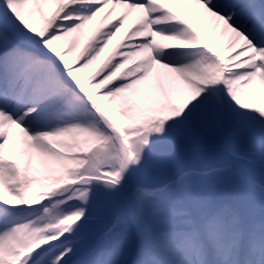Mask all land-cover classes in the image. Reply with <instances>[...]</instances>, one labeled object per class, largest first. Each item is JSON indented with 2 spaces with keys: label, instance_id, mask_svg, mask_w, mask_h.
I'll return each mask as SVG.
<instances>
[{
  "label": "snow or ice",
  "instance_id": "obj_1",
  "mask_svg": "<svg viewBox=\"0 0 264 264\" xmlns=\"http://www.w3.org/2000/svg\"><path fill=\"white\" fill-rule=\"evenodd\" d=\"M0 264H264V0H0Z\"/></svg>",
  "mask_w": 264,
  "mask_h": 264
},
{
  "label": "bare ground",
  "instance_id": "obj_2",
  "mask_svg": "<svg viewBox=\"0 0 264 264\" xmlns=\"http://www.w3.org/2000/svg\"><path fill=\"white\" fill-rule=\"evenodd\" d=\"M46 11H51V8H46ZM177 10L179 11H183V9L177 7ZM119 11V10H117ZM103 13L101 14L100 17H97L96 20L92 23V25L89 26V28L86 30V34L83 38L80 39L78 45H77V52H79V50L83 47V45L87 42V39L92 35V33L98 28V27H102V17H103ZM115 16V13L113 14V17ZM113 17H110L109 20L113 19ZM190 18L192 19L193 23L197 24L198 27H200V29L206 33H209L208 36V40L210 43L213 44H219L220 46L223 45V43H226V38L224 41L220 40V36H219V30L216 29L215 31H213V25H210L208 22H205L203 24H201L200 19L198 16L196 15H191ZM38 19V18H37ZM136 19L135 14L131 17H129V20L126 21V27L129 26L134 20ZM104 23H107V21H104ZM123 36V32L117 34L116 37L113 38V40L110 42L108 49L105 50V53L102 55L101 60L104 59V57L107 55L108 51H110L121 39ZM100 61L97 62V65H94L93 67H97L99 65ZM195 162H197V160L192 159L187 161L186 163L189 166H193L195 164Z\"/></svg>",
  "mask_w": 264,
  "mask_h": 264
},
{
  "label": "rangeland",
  "instance_id": "obj_3",
  "mask_svg": "<svg viewBox=\"0 0 264 264\" xmlns=\"http://www.w3.org/2000/svg\"><path fill=\"white\" fill-rule=\"evenodd\" d=\"M198 166H200V165H199V162L197 161V162H195V164L192 167H198Z\"/></svg>",
  "mask_w": 264,
  "mask_h": 264
}]
</instances>
